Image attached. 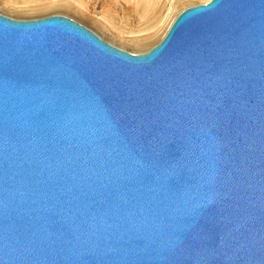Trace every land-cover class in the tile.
<instances>
[{"label": "water", "instance_id": "obj_1", "mask_svg": "<svg viewBox=\"0 0 264 264\" xmlns=\"http://www.w3.org/2000/svg\"><path fill=\"white\" fill-rule=\"evenodd\" d=\"M0 264H264V0L138 54L0 14Z\"/></svg>", "mask_w": 264, "mask_h": 264}, {"label": "rangeland", "instance_id": "obj_2", "mask_svg": "<svg viewBox=\"0 0 264 264\" xmlns=\"http://www.w3.org/2000/svg\"><path fill=\"white\" fill-rule=\"evenodd\" d=\"M140 0H0V13L16 19H35L48 15L60 14L70 17L78 23L89 28L104 41L113 46L132 53H142L156 45L170 26V20L177 16V4L181 0H150L146 6L158 4L156 10L137 24L142 32L138 37L149 36L153 45L123 44L112 40L113 33L126 32L130 27L128 22L133 20L139 11ZM147 1V0H146ZM209 0H194L195 3H205ZM84 3V4H83ZM187 7V6H186ZM186 7H182L185 9ZM88 17L95 19L99 26ZM172 22V21H171ZM102 27V28H101ZM112 31V32H111ZM154 37V38H153ZM157 38V41H155ZM153 39V40H152Z\"/></svg>", "mask_w": 264, "mask_h": 264}, {"label": "bare ground", "instance_id": "obj_3", "mask_svg": "<svg viewBox=\"0 0 264 264\" xmlns=\"http://www.w3.org/2000/svg\"><path fill=\"white\" fill-rule=\"evenodd\" d=\"M80 1V0H79ZM150 0H140L139 3L141 4V6L139 7V11L138 13L136 12L135 13V16L133 17V20L131 22H128L129 26L126 30V32H121V33H113L112 31V34H113V38H111L112 40H118L120 41L121 43L123 44H132V45H143V46H147V47H150L151 45H153V41L151 42V39L149 36L147 37H138V33L142 32L139 31V29L137 28V24L139 25L140 22L142 23L143 20L146 19V17L148 15H150L152 12H154L158 6V4H154V5H150V6H146V3H148ZM84 4V3H83ZM199 4H202V3H199ZM194 5H198L197 3L194 2V0H181L178 4H177V11H182L184 10L182 7H191V6H194ZM159 7V6H158ZM186 7V8H187ZM2 14V13H0ZM53 15H60V14H53ZM6 16V15H5ZM50 16V15H48ZM65 16V15H64ZM9 17V16H7ZM46 17V16H45ZM12 18V17H11ZM42 18V17H41ZM70 18V17H69ZM175 18V16L170 20V23L171 24ZM13 19H16V18H13ZM37 19V18H35ZM89 20H91L93 23H95L96 25L99 26L98 22L95 21V19L93 18H89ZM20 20H28V19H20ZM100 27V26H99ZM102 28V27H101ZM169 28V26L166 28V30H164V33L162 34L161 37H163V35L166 33L167 29ZM154 38V37H153ZM157 41V38H155ZM153 40V39H152ZM139 45V46H140ZM117 47V46H116ZM152 48V47H151ZM122 49V48H121ZM124 50V49H123ZM149 50V49H148ZM147 50V51H148ZM127 51V50H125ZM129 52V51H128ZM146 52V51H145ZM132 53V52H130ZM144 53V52H142ZM135 54H138V53H135Z\"/></svg>", "mask_w": 264, "mask_h": 264}]
</instances>
